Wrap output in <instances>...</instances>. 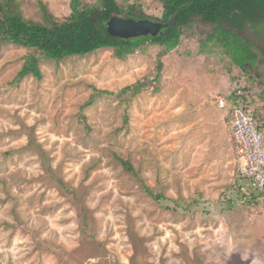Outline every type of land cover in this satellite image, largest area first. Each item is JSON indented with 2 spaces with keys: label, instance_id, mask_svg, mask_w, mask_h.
Returning a JSON list of instances; mask_svg holds the SVG:
<instances>
[{
  "label": "rangeland",
  "instance_id": "1",
  "mask_svg": "<svg viewBox=\"0 0 264 264\" xmlns=\"http://www.w3.org/2000/svg\"><path fill=\"white\" fill-rule=\"evenodd\" d=\"M40 3L70 12L19 0L23 17L43 21ZM117 3L161 22L160 0ZM213 30L195 17L175 46L123 59L0 42V264H264V194L236 175L228 107L245 95L264 138V21L229 49ZM246 49L257 59L243 70L232 54ZM32 56L40 77H18Z\"/></svg>",
  "mask_w": 264,
  "mask_h": 264
},
{
  "label": "trees",
  "instance_id": "2",
  "mask_svg": "<svg viewBox=\"0 0 264 264\" xmlns=\"http://www.w3.org/2000/svg\"><path fill=\"white\" fill-rule=\"evenodd\" d=\"M160 2L161 22L173 18L171 24L156 36L123 39L107 31V22L113 16L147 19L148 17L135 4L123 9L117 0H97L96 4H82L80 0H70L69 14L63 20H59L48 11L45 4L40 3L43 21H35L23 17L19 0H0V42L30 47L40 52L44 58L56 61L89 54L103 48L113 49L116 58L123 59L146 42L162 45L165 49L175 46L182 27L195 17L203 23L214 25L213 32L207 38L214 40L216 37H222V41L218 42H221L225 49L231 48L227 42L229 39L239 38L235 30L241 33L248 22L264 21V0H160ZM122 13L125 16H121ZM162 52L165 53V50ZM232 57L234 63L243 70L255 68L254 61L257 55L250 49L241 50L238 56L232 54ZM37 62L36 57H28L18 77L27 74L40 77ZM161 63L159 61V67ZM140 86L136 85L134 88L125 86L120 93L131 91L135 94L141 89ZM244 96L233 92L228 99V103H231V106L228 105L229 109L240 107L249 110L243 105ZM122 162L127 170L132 169L129 162ZM236 175L247 183L245 188L249 195L264 194V190L255 188L249 178L237 173ZM146 191L154 199L159 198L148 187Z\"/></svg>",
  "mask_w": 264,
  "mask_h": 264
},
{
  "label": "built area",
  "instance_id": "3",
  "mask_svg": "<svg viewBox=\"0 0 264 264\" xmlns=\"http://www.w3.org/2000/svg\"><path fill=\"white\" fill-rule=\"evenodd\" d=\"M220 106L223 101H220ZM230 137L235 149V172L264 190V138L253 114L234 107L229 118Z\"/></svg>",
  "mask_w": 264,
  "mask_h": 264
},
{
  "label": "water",
  "instance_id": "4",
  "mask_svg": "<svg viewBox=\"0 0 264 264\" xmlns=\"http://www.w3.org/2000/svg\"><path fill=\"white\" fill-rule=\"evenodd\" d=\"M172 20L173 18H170L167 22H158L150 19L113 16L107 22V31L123 39L156 36L163 28L168 27Z\"/></svg>",
  "mask_w": 264,
  "mask_h": 264
},
{
  "label": "crops",
  "instance_id": "5",
  "mask_svg": "<svg viewBox=\"0 0 264 264\" xmlns=\"http://www.w3.org/2000/svg\"><path fill=\"white\" fill-rule=\"evenodd\" d=\"M221 101H223V100H221ZM223 102H224V101H223ZM233 149H234V147H233ZM234 155L236 156L235 149H234ZM235 156H234V158H235Z\"/></svg>",
  "mask_w": 264,
  "mask_h": 264
}]
</instances>
